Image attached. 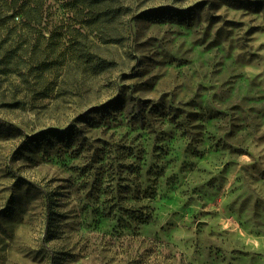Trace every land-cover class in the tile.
<instances>
[{
	"label": "rangeland",
	"instance_id": "374dc122",
	"mask_svg": "<svg viewBox=\"0 0 264 264\" xmlns=\"http://www.w3.org/2000/svg\"><path fill=\"white\" fill-rule=\"evenodd\" d=\"M41 21L0 28V264H264V0Z\"/></svg>",
	"mask_w": 264,
	"mask_h": 264
},
{
	"label": "trees",
	"instance_id": "16d2710c",
	"mask_svg": "<svg viewBox=\"0 0 264 264\" xmlns=\"http://www.w3.org/2000/svg\"><path fill=\"white\" fill-rule=\"evenodd\" d=\"M48 1L50 0H0V28L8 30L9 24L19 26L20 29L40 25ZM104 15L113 17L114 11L107 9ZM30 19L33 20L32 24ZM3 42L1 41V47Z\"/></svg>",
	"mask_w": 264,
	"mask_h": 264
}]
</instances>
